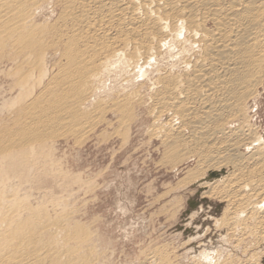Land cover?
I'll return each instance as SVG.
<instances>
[{"label":"bare ground","instance_id":"1","mask_svg":"<svg viewBox=\"0 0 264 264\" xmlns=\"http://www.w3.org/2000/svg\"><path fill=\"white\" fill-rule=\"evenodd\" d=\"M50 5L59 8L51 22L45 20L51 11L47 10ZM0 55L16 60L13 70L19 74L16 84L22 95H19L22 101L18 104V115L15 113L18 117L14 116L13 120L20 126L16 130L12 125L15 132L10 135V143L5 142L9 145L1 150L3 158L0 159L8 161L3 167L10 170L9 165L16 167L17 164L19 168L22 163L24 169L29 161L26 158L25 162L21 156L26 155L25 149L32 140L47 135L49 138L61 127L73 135L85 130L90 115L100 116L104 109L103 103H98L96 92L92 99L87 95L110 71L122 69L139 76L152 75L149 79L152 88L149 87L155 89L149 100L152 105L149 112L153 123L147 131L151 136L171 142V150L185 149L183 157L175 158V163L188 156L196 157L195 170H189L192 175L186 173L191 177L190 182L204 181L203 185L207 186L208 177L222 178L209 186L231 205L223 211L221 222L245 230L251 221L253 229L246 230L264 239V139L248 123L246 113L248 99L255 95L264 78V0H0ZM48 56L57 60L51 64V74L47 76L45 59ZM168 57L171 60L167 65H170L162 68L161 61ZM178 61L183 68L181 72L171 70L177 67ZM34 74L37 80H32ZM34 87L38 91L33 92ZM129 90L110 105L123 116L121 125L133 118V104L140 103L141 94ZM84 103L91 107L86 109ZM163 115L168 117L167 121L161 120ZM77 124L80 126L76 127ZM41 149L38 147V154ZM31 153L35 155L34 151ZM43 154L39 155L44 161L52 158ZM26 170L22 171L26 174ZM55 170L54 174L58 173ZM10 172L7 174L13 177ZM28 173L27 181L31 176ZM3 174L1 184L5 178L9 179ZM16 174L17 178L22 172ZM64 175L61 177L65 179ZM13 196L9 198L16 199ZM20 197L17 194V199ZM48 198L54 200L53 195ZM47 200L45 204L50 201ZM27 204L22 214L18 210L21 202L10 201L5 207L4 197L0 199V264H93L94 245L84 250L90 241V228H82L83 222L77 225L74 219L75 224L70 225L68 213L64 214L62 209L64 215L56 210L60 216L51 214V217L41 203L33 205L36 208ZM64 205L68 211V204ZM72 212L75 210L69 214Z\"/></svg>","mask_w":264,"mask_h":264},{"label":"rangeland","instance_id":"2","mask_svg":"<svg viewBox=\"0 0 264 264\" xmlns=\"http://www.w3.org/2000/svg\"><path fill=\"white\" fill-rule=\"evenodd\" d=\"M51 6L47 8L48 12L51 10V14L49 12L45 16L47 17L45 20H50L49 22L56 17L59 11V8L54 7V9ZM208 26L212 27L211 23ZM168 50L170 49L168 48ZM186 54L190 55L191 51H186ZM3 56L0 55V122L2 123L0 131H2V128L11 127L8 128V133H6V129L2 133L0 132V139H2L0 140V147L4 146V144L2 145L3 142L10 143L14 130H17L20 126L17 124V120L15 121L16 123L13 120H15L14 116L18 117V104L20 105L22 101L20 88L16 84L19 74L14 71L16 60ZM56 60L57 58H51L50 56L45 59L47 76L51 74V64L56 62ZM170 60L168 57V59L161 61L160 66L162 68L168 67L170 64L167 65V63ZM179 62L176 63L177 67H173L171 70L176 69L181 72L183 68ZM121 70H112L104 75L103 81L95 85L96 87H92L90 94L87 95V97L92 99L93 93L96 92L95 96L100 99L98 103H103L104 109L100 113L103 121L100 116L90 115L89 125L86 123L88 125L85 124L86 127L84 128L86 129L80 130L77 135L76 133L73 135L67 129L61 127L60 131L57 130L55 133L52 131L54 137L49 135V138H47V135L42 139H37V141L32 140L33 144L31 142L28 146L29 150L25 149L26 155L23 154L26 157L21 156L24 160L27 158V161H29L28 163H25L27 162L26 160L24 162V166H26L24 169H28L26 174L23 172L25 170L21 168L22 163L19 166L20 169L16 164L19 170L9 165V168H15L12 172H10L11 168L9 170L7 167H3V165L7 166L8 164V161L1 160L3 158L1 150L6 145H9L5 143V146L0 149V157H2L0 161H3L0 164V173L3 174L2 172L7 171V173L10 172V175L11 173L13 174V177H11L12 175L9 177L6 172L3 174V177L6 174V177H9V179L4 177L5 182L3 181L2 184L5 187H3L4 185L1 184L2 181L0 180V186L2 185L0 188H3V191L0 189V194L6 192V195H0L2 196L0 199L4 197L5 207L6 205L9 206L10 201L12 203V201L17 200L22 204L18 210L24 214L27 202L30 203L27 204L29 207L30 205L41 203L44 205L42 208L46 212L48 211L47 213L51 217L54 215L60 216L58 214L64 215L65 213L67 215L68 213L67 218H69L70 225L83 222L80 226L82 228L88 227L87 229L90 228L91 231L90 233L89 230L86 231L89 233L90 241H87L84 250L87 251L85 247L92 249L90 246L93 245L96 247L93 246V250L96 251L92 257L93 264H264V239L260 240L255 232L247 231L248 228L249 230L253 229V222H247L246 231L242 228L239 229L238 226L237 228H232L233 225L230 226L226 222H221L223 211L226 208H230L231 205H228L229 202L226 198H221L222 194L221 196L217 195L215 191L210 189L214 184L213 181L218 178L220 180L221 177L217 178L216 176L213 179L208 177L209 184L207 186L204 184L206 187L203 185L204 181L198 182V185L195 181L190 182L191 177L189 175H192L191 172L195 170L196 157L188 156L183 158L180 163H178L179 161L175 163L177 158L181 159L183 157L185 149L178 147L175 150H171V142L151 136L147 131L151 126L150 124L153 123V117L150 116L149 112L152 106L149 100L155 89L152 90V86L149 83L152 75H147V78L146 76H139L140 74H136V72ZM116 75L119 76L116 77ZM36 76L34 74L32 80L38 79ZM121 76L124 79L120 78ZM126 77L129 78V81ZM123 80L125 83H121L124 82ZM122 84H124V87ZM134 84L136 85L135 87ZM11 86H13L12 89ZM38 89V87H34L33 92L35 90L38 91ZM128 90L137 91L138 95L141 94L139 95L140 103L135 102L133 104V118L121 125L123 116L110 105L115 98L118 99L127 95ZM16 94H18L17 97L20 95L18 101L15 97ZM247 102L248 123L264 139V78L258 91ZM85 103L83 106H86V109L91 107V104L86 105ZM15 104L17 106H14ZM165 117L163 115L161 120L165 121L168 119L167 116ZM161 120L160 123L162 124ZM125 125L127 126L125 127ZM253 125L255 127L258 126L257 129ZM77 126H80V124H77ZM232 126H235V124ZM12 129H14V132ZM4 138L5 141L3 140ZM41 143L44 144L42 145ZM29 147L34 151L35 155H32L33 153L31 152L33 151H30ZM38 147L42 150H40L42 153L39 152V154L45 153L48 158H52H45V162L44 157L37 153L39 151ZM28 151L31 153H29L30 156L27 155ZM38 155L41 156L42 160ZM36 156L38 157L37 159L33 158ZM40 161L44 164L47 163V166ZM48 161L50 165L52 164L51 166H49ZM4 162L5 164H3ZM33 162H35V165H33ZM38 162L42 165H38ZM26 164L29 165L27 166ZM33 166L34 169L32 170ZM54 170L58 171L59 174L56 172L58 177L56 173L54 174ZM16 171H21L25 176L20 174L16 178L14 176L17 173ZM59 171H64L65 175ZM187 172L189 175L186 174ZM27 173L29 174L28 176L31 175L28 179L29 181L32 178L29 181L31 183L26 180ZM1 174L0 179H2ZM61 175L66 176L65 179ZM14 177L18 180L13 179ZM184 178L185 180L189 179L183 181ZM33 179L35 182H33ZM8 180L10 181L8 182ZM24 180L25 182H23ZM20 181L22 182L20 183ZM9 183L14 186V190L19 188L20 191L17 193L13 190V193V186L9 185ZM200 188L203 190H200ZM10 191L12 194H10ZM17 194L18 197L21 195L20 198L23 201L20 198L17 199ZM211 194L212 196L210 197ZM52 195L57 205L54 200V202L52 201ZM10 196L16 199L9 198ZM7 197L9 200L6 199ZM46 198L51 201V203H49L50 201L48 202L49 206L45 204ZM53 204L56 205V208ZM64 204L66 206L68 204L67 210L69 212L66 211ZM33 207L36 208L35 206ZM39 207L41 208V205ZM63 208H65L66 212ZM60 209H62L64 214ZM56 210H60V212ZM72 210H75V213L69 214ZM70 216L72 217L71 220ZM218 218H220V221ZM92 233L93 235L91 236L90 234ZM96 254L98 255L97 258L95 257Z\"/></svg>","mask_w":264,"mask_h":264}]
</instances>
